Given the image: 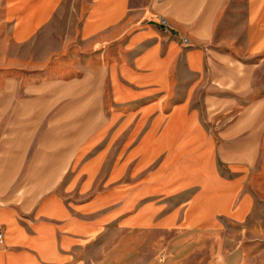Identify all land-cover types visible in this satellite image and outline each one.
Returning a JSON list of instances; mask_svg holds the SVG:
<instances>
[{
    "label": "crops",
    "instance_id": "obj_1",
    "mask_svg": "<svg viewBox=\"0 0 264 264\" xmlns=\"http://www.w3.org/2000/svg\"><path fill=\"white\" fill-rule=\"evenodd\" d=\"M67 2L9 0L14 46L41 52ZM83 4L26 59L40 80L0 93V264H76L114 225L241 222L258 198L264 0Z\"/></svg>",
    "mask_w": 264,
    "mask_h": 264
},
{
    "label": "rangeland",
    "instance_id": "obj_2",
    "mask_svg": "<svg viewBox=\"0 0 264 264\" xmlns=\"http://www.w3.org/2000/svg\"><path fill=\"white\" fill-rule=\"evenodd\" d=\"M8 1L0 0V93L8 92L9 78L40 80L39 75L26 68V59L37 65L43 62L47 49L60 45L58 35L74 29L77 12L85 9V0H68L48 27L53 37L41 38V52L31 54L12 43L11 23L5 17ZM256 185L258 198L244 221L223 220L190 229L114 225L82 251L76 264H264V175Z\"/></svg>",
    "mask_w": 264,
    "mask_h": 264
},
{
    "label": "built area",
    "instance_id": "obj_3",
    "mask_svg": "<svg viewBox=\"0 0 264 264\" xmlns=\"http://www.w3.org/2000/svg\"><path fill=\"white\" fill-rule=\"evenodd\" d=\"M0 244H2V232L0 231Z\"/></svg>",
    "mask_w": 264,
    "mask_h": 264
}]
</instances>
